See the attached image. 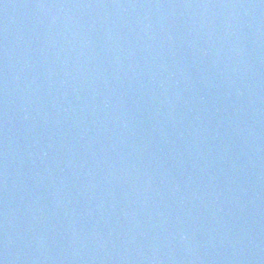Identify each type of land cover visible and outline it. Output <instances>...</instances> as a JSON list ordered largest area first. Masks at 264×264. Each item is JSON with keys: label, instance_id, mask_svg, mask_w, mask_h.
I'll return each mask as SVG.
<instances>
[{"label": "water", "instance_id": "water-1", "mask_svg": "<svg viewBox=\"0 0 264 264\" xmlns=\"http://www.w3.org/2000/svg\"><path fill=\"white\" fill-rule=\"evenodd\" d=\"M0 264H264V0H0Z\"/></svg>", "mask_w": 264, "mask_h": 264}]
</instances>
